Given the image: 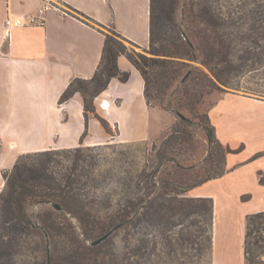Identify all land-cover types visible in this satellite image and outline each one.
<instances>
[{"label":"crops","instance_id":"0c3cea01","mask_svg":"<svg viewBox=\"0 0 264 264\" xmlns=\"http://www.w3.org/2000/svg\"><path fill=\"white\" fill-rule=\"evenodd\" d=\"M76 11L104 27L85 23ZM7 19L23 24L8 28ZM109 28L149 50L152 0H0V193L4 173L22 155L74 149L82 142L156 141L176 122L174 113L149 105L145 80L124 55L118 64L130 72L128 82L114 78L94 99L114 132L93 116L86 121L81 93L60 103L75 79L95 75ZM209 115L219 140L233 152L222 177L188 195L214 200L212 264H246L247 218L264 213V98L226 92ZM166 116L169 125L162 124ZM228 136L237 142L231 146ZM250 147L253 153L246 155Z\"/></svg>","mask_w":264,"mask_h":264},{"label":"rangeland","instance_id":"374dc122","mask_svg":"<svg viewBox=\"0 0 264 264\" xmlns=\"http://www.w3.org/2000/svg\"><path fill=\"white\" fill-rule=\"evenodd\" d=\"M155 13L158 53L170 48L172 39L181 43L176 37L183 33L186 37L182 39H188L193 47L192 54L182 49L184 59L180 60L198 78L190 85L203 93L199 114H207L226 92L264 98V0H155ZM169 16L173 23L167 19ZM209 16L216 24H208ZM126 44L136 53L150 54ZM88 93L86 96L91 99ZM153 107L164 109L158 102ZM174 114L176 122L159 140L84 145V169L79 167L77 171L81 181L76 190L78 197L62 211L52 202L30 204L27 213L33 226L13 235L4 228L0 215L3 264H212L214 214L211 215L209 204L180 202L182 195L174 193L173 187L167 194L172 208L165 214L145 210L135 219L129 214L126 223L116 229L123 206L132 197L127 184L144 168L148 172L156 168L154 147L162 145L173 127L183 125L180 114ZM183 116L191 121L192 125L187 127L193 137L184 145L183 152L177 151L175 158L184 167L195 166L188 172L195 177L204 174V168H210L205 163L209 144L198 119L188 112ZM171 121L166 116L162 124L169 125ZM226 140L231 146L237 142L232 136ZM252 149L248 148L246 155L253 153ZM75 156L61 151L55 156L60 161L53 167L55 172H71ZM220 158L218 166L224 169ZM177 168L172 162L163 165L155 179L157 192L162 180H177ZM215 169L219 170L216 166ZM141 195L148 197L147 201L159 200L157 193L143 191ZM184 197L190 196L187 193ZM251 228L249 247L259 261L262 250L253 243L261 240L264 245V223L257 220ZM106 235L107 239L94 245Z\"/></svg>","mask_w":264,"mask_h":264},{"label":"trees","instance_id":"16d2710c","mask_svg":"<svg viewBox=\"0 0 264 264\" xmlns=\"http://www.w3.org/2000/svg\"><path fill=\"white\" fill-rule=\"evenodd\" d=\"M76 12L85 23L94 27L96 25L104 27L89 16L79 11ZM156 19L155 0H152L151 47L149 50H145L146 52H150V54L136 53L130 50L126 44L127 42L131 43L130 41L115 28L107 29V32H105L106 39L102 60L95 75L89 80L81 78L75 79L62 94L60 103L63 104L72 99L76 93H81L84 98L86 121L88 122L89 118L93 116L110 131L109 123L97 113L94 99L108 88L112 79L117 78L121 82H128L130 72L122 71L118 64L119 57L124 55L143 76L145 80V96L150 106H153L154 102H158L165 110L172 113L185 115V112H188L198 119L201 128L207 134L209 153L205 159V163H209L210 168H204V174H199L194 177L188 174V172L193 171L196 167H184L175 158L177 151L183 152L184 145L189 143L193 137L192 132L187 127L192 125L191 121L188 118L182 119L183 125L173 127L171 133L166 136L162 145L160 147H154V151H156V168L153 167L151 172H148L144 168L136 176V179H132L131 183L127 184L129 189L132 190V197L130 196L126 200V205L125 207L123 206L124 213L122 212L120 214L121 216L119 217L121 219L117 222L118 226H116V229L126 223V217H129V214L134 219L144 214L145 210L153 214H165L167 210L172 208L171 200L168 199L169 195H167L171 187L174 188V193L182 195L181 200H179L180 202L191 200L193 202L208 203L211 215L214 214V200L212 198L184 197V195L195 187L222 177L227 172V156L233 152L231 148L225 146L219 140L209 112L205 115L199 114V105L203 93L194 88L195 85H190L192 81L194 83V80H198V78L194 70L186 62L180 60L184 59L180 52L182 49L192 54L193 47L190 41L188 39H182L186 37L185 33H183V35L176 37L181 40V43L178 40L172 39L171 47L164 52L158 53L155 46ZM167 19L171 23L174 22L172 16H169ZM206 21L208 24H216L210 16ZM186 46L188 47L186 48ZM191 54L190 57H192ZM87 93L91 99H88L86 96ZM85 135H87V130L83 137ZM84 150L85 147L82 142L79 147L74 149L50 150L25 154L18 159L11 170L4 173L5 186L0 194V215L8 234L13 235L20 231H27L33 226L27 213V207L30 204H46L52 202L60 206V211H62L78 197L76 190L80 188L81 181L77 175V171L79 167H82L81 163L85 161L82 155ZM61 151H69L75 153L76 156L72 165V171L58 175L53 167H55V164H60V161L55 156L60 154ZM259 156L260 154L254 158ZM31 157H36V159L31 160ZM219 157H221L220 159L225 165L224 169L218 166L220 160L217 161V158ZM166 162H172L177 165L176 174L178 178L173 183L168 180H162V186L159 192H157L158 189L155 179L158 178V175L161 173V168ZM215 166L219 170L215 169ZM82 168L84 169V167ZM260 182L264 184V177L261 178ZM143 191L150 194L157 193L159 200H148V202V197L141 195ZM257 220H261L264 223V213L253 214L247 218L245 240L246 264H264V245H261V240L253 243L256 249L262 250L259 261H256V257L253 255L254 251L249 247L251 243L250 237L253 235V229L251 227ZM3 257L4 250L0 246V264H3L1 261Z\"/></svg>","mask_w":264,"mask_h":264},{"label":"built area","instance_id":"2783aa9c","mask_svg":"<svg viewBox=\"0 0 264 264\" xmlns=\"http://www.w3.org/2000/svg\"><path fill=\"white\" fill-rule=\"evenodd\" d=\"M35 21V20H32V22ZM22 25L23 24V21L22 19H15V20H12V19H7L6 21V25L8 26V28H10L12 25Z\"/></svg>","mask_w":264,"mask_h":264},{"label":"water","instance_id":"95a60500","mask_svg":"<svg viewBox=\"0 0 264 264\" xmlns=\"http://www.w3.org/2000/svg\"><path fill=\"white\" fill-rule=\"evenodd\" d=\"M182 119H184L185 117L183 116V115H179ZM56 209H58V210H60L61 209V207L60 206H58V205H56V204H52ZM108 236L109 235H106V236H104L103 238H101V239H99V240H97L95 243H94V245H97V244H99V243H101L102 241H104L105 239H107L108 238Z\"/></svg>","mask_w":264,"mask_h":264},{"label":"bare ground","instance_id":"6f19581e","mask_svg":"<svg viewBox=\"0 0 264 264\" xmlns=\"http://www.w3.org/2000/svg\"><path fill=\"white\" fill-rule=\"evenodd\" d=\"M105 105H107V104L105 103Z\"/></svg>","mask_w":264,"mask_h":264}]
</instances>
